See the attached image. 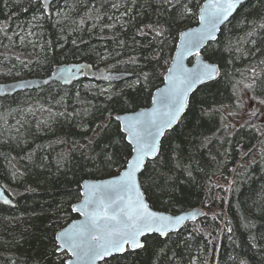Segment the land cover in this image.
Instances as JSON below:
<instances>
[{"label": "trees", "instance_id": "16d2710c", "mask_svg": "<svg viewBox=\"0 0 264 264\" xmlns=\"http://www.w3.org/2000/svg\"><path fill=\"white\" fill-rule=\"evenodd\" d=\"M113 2L117 0H56V5L67 17L64 19L62 16L58 24L55 16L33 21V16L39 15L37 0H0V28H5L7 37H11L8 39L5 32L0 31V83L50 76L55 65L71 62H87L130 74L138 72L134 66L117 64L116 60H126L129 55L153 54L141 47L148 41L136 35V28L141 22L156 19L153 8L149 6L154 4V0H134L135 7L133 0H128L126 5L120 0L122 6L119 10L111 8ZM125 7L132 10L128 16L121 17ZM97 15L100 16L99 21L95 19ZM89 16L93 19L87 20ZM245 17L250 22L261 21L264 0H248L222 27L219 43L213 42L209 49L215 54L214 62L221 66L222 75L212 88L195 94L197 102L193 110L179 125L177 135L171 141L173 147L181 144L185 153L192 156L195 179L189 180L182 170H177L168 174L179 178L174 197L161 196L159 190L145 193L156 210L178 214L201 208L208 215L187 223L179 234L174 233L167 241L164 253L158 249L138 250L109 258L107 264H192L193 261L195 264H239L241 260L247 264H264V239H261L264 235V135H261L264 132V127H261L264 125V105L259 103L264 96L259 94V90L245 91L238 84L240 81L248 82L246 77L251 75L252 67L258 74H264V66L259 64L264 60V46L261 45L264 31L257 30L254 37H247L251 27L239 23ZM81 19H86L84 25H79ZM117 19L128 22L121 27L116 23ZM112 23L116 24L115 28L104 27ZM196 24L195 20L186 19L174 26L173 34L177 27L184 30ZM28 31L34 35L28 37ZM16 33L26 37L24 43ZM134 39L139 43L134 45ZM252 39L256 40V45L250 42ZM72 40H76V44ZM121 40L125 42V48L119 47ZM48 41H51L50 46ZM229 41L233 44L231 51L227 47ZM173 44L170 39L164 50L165 58L174 52ZM236 46L241 52L235 51ZM258 47L262 48L259 52L256 51ZM116 52L122 55L117 57ZM107 53H112V57L102 60L101 56ZM192 61L190 59L189 63ZM110 65L115 67L109 69ZM163 71V67L157 68V78L146 91L154 92L156 87L163 85L160 79ZM134 78L132 75L124 80ZM91 84L102 88L108 86L107 83L84 78L71 86L54 82L0 98V186H6L5 192L15 201L14 207L0 203V264H25L26 261L40 259L45 252L47 255L43 256L41 264H60V257L51 254V237L53 228L59 231L78 218L68 207L77 196L75 181L111 176L103 169H92L80 151H72L73 141L84 142L80 125L90 118L85 117L81 121L73 117L50 116L47 111L51 108L53 113H73L90 105L99 107L103 104V97L95 95V89L84 87ZM114 85L125 87L120 81ZM205 99V107L211 105L220 110L201 113L199 101ZM144 105L150 106V101L141 94L137 110ZM29 107L32 112L27 111ZM253 110H258L257 117H251ZM45 120L48 125L37 130V123ZM17 121L24 123L22 131L26 142L18 143L15 138ZM246 122L260 128V131L247 126ZM224 125L230 127L225 129ZM60 139L67 143H57ZM33 151L32 159H26ZM60 153L69 155L58 168L56 160ZM152 167L150 165L149 170ZM155 167L158 172L163 170ZM17 170L14 179L12 173ZM111 172L114 173L115 168ZM158 182L162 181L158 178ZM230 182H234L231 190L224 191ZM213 213L218 214L217 219H213ZM226 222H230L233 229L230 234L223 231ZM249 223L255 227H246ZM207 233L217 237L211 244ZM254 236L256 240L252 239Z\"/></svg>", "mask_w": 264, "mask_h": 264}, {"label": "snow or ice", "instance_id": "6c2138e0", "mask_svg": "<svg viewBox=\"0 0 264 264\" xmlns=\"http://www.w3.org/2000/svg\"><path fill=\"white\" fill-rule=\"evenodd\" d=\"M127 3L128 0H123L124 5ZM110 6L112 9L119 10L122 4L120 0H117ZM149 6L153 8L156 19L148 23L141 22L136 28V35L148 41L141 47L150 50L153 54L140 57L129 55L126 60H116L117 64L131 65L138 69V72L131 74L135 78L130 81L124 80L120 75L106 70L99 73L98 79L107 82V87L102 88L98 84L84 85L86 89H95V95L103 97V104L99 107L90 105L73 113L67 111L53 113L51 108L47 109L50 116L73 117L81 121L85 117L90 118L87 123L80 125L84 142L73 141L72 151H80L92 169L97 171L103 169L111 175L109 179L75 181L77 196L68 207L71 212L83 219H76L59 231L53 228L51 254L60 257V264H100V262L107 264L109 258L121 254L129 255L138 250L158 249L159 252L164 253L167 249V241L171 240L174 233H180L185 221H196L198 217L208 215L203 210L189 211L181 215L167 214L165 210H155L146 201L145 193L159 190L161 196L174 197L179 178L168 174L175 173L177 170H182L189 180L195 179L192 156L185 153L181 144L173 147L171 141L177 135L179 125L193 110L197 102L195 94L198 91L210 89L214 83H218V77L222 75L221 66L214 62L215 54L210 53L209 49L213 42L219 43L217 33L221 31L220 26L230 22V17L243 7V0H202V2L199 0H154V4ZM37 7L39 15L33 16V21L38 22L55 16L59 24L62 16L67 19L55 0H37ZM133 7H135L134 0ZM131 10L125 7L121 17L128 16ZM91 19H93L91 16L87 17V20ZM95 19L99 21L100 16L97 15ZM108 19L112 20L113 17ZM186 19L195 20L198 26L189 27L187 30H180L177 27L173 34L174 26L182 24ZM127 22L123 19L116 20L121 27H124ZM85 23L86 19L79 21V25ZM239 23L251 27L247 37H254L257 30L264 31V17L259 22H250L245 17ZM115 26V23L104 25L105 28H115ZM93 27H96V24H93ZM0 31H4L7 37L5 28H0ZM15 35L19 37L21 43L25 42V36L19 33ZM33 35L32 31L27 32L28 37ZM7 38L11 39V37ZM170 39L174 41L172 45L174 52L165 58L164 50ZM250 42L253 45L257 43L255 39ZM72 43L76 44V40H72ZM138 43L139 41L134 39L133 44ZM47 44L50 46L51 41ZM238 44L239 41H237ZM261 45L264 46V41H261ZM119 47H126L123 40L119 42ZM227 47L229 51L232 50L231 41L228 42ZM261 50L260 47L256 49L257 52ZM235 51L241 52V49L236 46ZM247 54L255 55V53ZM120 55H122L121 52H116L117 57ZM110 57L112 53H107L101 56V59L108 60ZM190 57H195V63L188 66L185 61ZM21 63L27 67L24 61ZM259 64L264 66V60H260ZM86 67L91 68V65L74 64L70 67H60L57 69L61 73L59 79L65 83L78 80V74H88L84 72ZM112 67L115 65H110L109 69ZM159 67L164 68L163 73L160 74L161 83L164 86L156 87L155 92L146 91L157 78ZM65 72L70 73L71 77L64 76ZM250 72L251 75L246 77L248 82L240 81L238 84H241L245 91L259 90V94L264 96V74H258L255 67L250 68ZM91 75L96 77L97 74L92 72ZM114 81H120L125 87L114 85ZM28 86L27 82L14 86L0 85V96L7 98L17 88ZM133 92L136 95H133ZM141 94H144L145 99H149L150 106L144 105L137 110L136 106L139 105ZM199 103L203 114L220 110L211 105L205 107L206 99ZM259 103L264 105V98L259 99ZM27 111L33 110L29 107ZM250 115L257 117L259 112L253 110ZM47 125L48 121L45 120L38 122L36 127L39 130ZM246 125L256 128L249 122H246ZM223 127L227 129L230 126ZM23 128L24 123L17 121L15 138L18 139V143L26 142ZM256 131L259 132L260 128H256ZM261 135H264V132ZM57 143L66 144L67 141L60 139ZM34 155L33 151L26 159L31 160ZM68 155V153L58 154L56 160L58 168L68 159ZM262 155H264V149H262ZM150 165H153L151 170H149ZM155 166L163 170L158 172ZM240 167L243 168L244 165ZM113 168H115L114 173L111 172ZM17 174L18 170L12 173L14 179ZM19 174L22 175V173ZM158 178L162 182H158ZM231 183L234 182H230L229 188L224 191L231 190ZM6 190V186L0 187V202L11 206L13 201L4 194ZM27 190L35 191V189ZM212 217L217 219L218 214L213 213ZM229 224L230 222H226L223 231L230 234L233 229ZM245 226L254 228L255 224L249 223ZM194 231L202 232L203 230L194 229ZM207 236L210 244L217 239L211 233H207ZM252 239L256 240V237ZM261 239H264V235ZM161 245L163 247H160ZM44 255L47 253L42 254L40 259L26 261L25 264H41ZM192 264H195V261ZM239 264H247V261L241 260Z\"/></svg>", "mask_w": 264, "mask_h": 264}, {"label": "water", "instance_id": "95a60500", "mask_svg": "<svg viewBox=\"0 0 264 264\" xmlns=\"http://www.w3.org/2000/svg\"><path fill=\"white\" fill-rule=\"evenodd\" d=\"M56 1V0H55ZM248 0H243V4L244 3H246ZM237 13V12H236ZM235 13V14H236ZM235 14H233V16L235 15ZM232 16V17H233ZM232 17H230V19L232 18ZM226 23H228V22H226ZM225 23V24H226ZM225 24H223V25H221L220 27H221V29H222V27L225 25ZM196 26H198V25H195V26H193V27H196ZM188 28H186V29H184V30H187ZM221 32V31H220ZM220 32H218L217 33V36H219V34H220ZM192 57H190V58H188V60H186L185 61V63L186 64H188V66H191V64L192 63H195V57H193L194 58V60H193V62L190 64L189 63V60L191 59ZM74 64H84V65H91V68H88V67H86L85 69H84V72L85 73H88L87 75H80V74H78L79 75V79H81V78H83V77H87V78H90V79H93V80H95L96 82H100V83H107V82H105V81H102V80H100V79H98V77H99V73H101V72H104V71H106V69L103 67V66H100V67H98V66H94V65H92V64H89V63H86V62H79V63H73V64H71V63H63V64H58V65H56L55 67H54V69H53V71H52V73H51V75L49 76V77H47V78H35V77H30V78H25V79H19V80H15V81H9V82H2V83H0V85H5V86H8V85H16V84H22V83H25V82H27L28 83V87H26V88H17L16 89V91L15 92H13L12 94H15V93H18V92H21V91H26V90H32V89H38V88H41V87H44V86H47L48 84H50V83H54V82H60V83H62V84H64V85H71L73 82H75L76 80H72V82L71 83H65L63 80H61V79H59V76L61 75V73H59L58 71H57V69L58 68H60V67H70V66H72V65H74ZM92 72H95L97 75H96V77H93L92 75H91V73ZM113 74H118V75H120L123 79H127V78H129V77H131L132 75L130 74V73H121V72H112ZM63 75L64 76H66V77H71V74L70 73H67V72H65V73H63ZM45 81H48V83H45ZM115 82H119V81H114L113 83H115ZM164 85H162V86H160V87H163ZM155 92V91H154ZM11 94V95H12ZM2 96H0V98H1ZM109 178H111V176L110 177H107V178H103V179H109ZM89 180H101V179H89ZM0 187H2V186H0ZM9 199H11L12 201H13V204L10 206V207H14L15 206V201L5 192L4 193ZM145 198H146V201L149 203V201H148V199H147V197H146V194H145ZM1 204H3L2 202H0ZM150 204V203H149ZM6 206H9V205H6ZM156 210V209H155ZM194 210H202V209H200V208H193V209H190V210H188V211H184V212H181V213H178V214H173V215H181V214H186L187 212H189V211H194ZM167 214H172V213H168V212H166ZM76 214V213H75ZM77 215V214H76ZM203 216H200V217H198L197 218V220H199L200 218H202ZM76 219H83V217H80V216H78V218H76ZM76 219H74V220H76ZM74 220H72L71 222H69L65 227H67L69 224H71ZM196 220V221H197ZM190 222H194V221H191V220H187V221H185L184 222V225H183V227L187 224V223H190ZM182 227V228H183ZM181 228V229H182ZM61 230V229H60ZM102 262H100V264H101Z\"/></svg>", "mask_w": 264, "mask_h": 264}, {"label": "bare ground", "instance_id": "6f19581e", "mask_svg": "<svg viewBox=\"0 0 264 264\" xmlns=\"http://www.w3.org/2000/svg\"><path fill=\"white\" fill-rule=\"evenodd\" d=\"M235 14V13H234ZM73 63H79V62H71V64H73ZM63 64V63H62ZM69 64V63H68ZM58 65V64H57ZM56 66V65H55ZM54 66V67H55ZM98 67H100V66H98ZM106 70H108L105 66H103ZM111 72H121V73H129V72H123V71H115V70H110ZM47 77H49V76H46V77H35V78H47ZM84 78H87V77H83V78H81V79H78V80H76L75 82H77V81H79V80H82V79H84ZM25 79V78H24ZM87 79H89V80H92V81H95V80H93V79H90V78H87ZM15 80H18V79H13L12 81H15ZM75 82H73L71 85H73ZM96 82V81H95ZM55 83H59V84H61V85H63V86H71V85H64V84H62V83H60V82H55ZM51 84V83H50ZM49 85V84H48ZM45 87V86H44ZM42 88V87H41ZM39 89V88H38ZM27 91V90H26ZM21 92H23V91H21ZM13 95V94H12Z\"/></svg>", "mask_w": 264, "mask_h": 264}]
</instances>
